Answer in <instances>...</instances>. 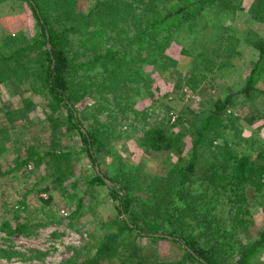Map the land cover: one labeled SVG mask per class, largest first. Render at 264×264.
<instances>
[{
    "label": "rangeland",
    "instance_id": "374dc122",
    "mask_svg": "<svg viewBox=\"0 0 264 264\" xmlns=\"http://www.w3.org/2000/svg\"><path fill=\"white\" fill-rule=\"evenodd\" d=\"M243 2L247 5L249 0ZM92 3L93 0H77V11L85 12ZM170 6L174 7L173 4ZM97 17L98 14H94L92 22L98 21ZM234 22L239 29L237 34L241 32L243 36L238 39L233 35L234 41L227 42L230 59L221 69L214 67L212 72L204 71L203 63L193 62L189 53L194 50L192 33L176 30L169 39L172 40L163 47L164 62L154 50L156 68L143 60L145 64L141 71L138 68L139 74L132 75L125 69L116 81L106 72L91 70L90 79H97L98 86L87 84L76 89L79 85H75L74 92L81 96L79 100H73L74 105L78 110H85L81 112L84 123L96 121L101 132L103 147L96 153L97 166L81 150L78 134L72 132L64 120L59 121L56 133L52 132L49 125L58 121L52 117L59 110L53 111L47 96L44 98L34 90L28 79L17 86L0 80V264H61L74 254L79 260L95 252L100 243L99 236L117 231L120 217L110 194L103 183L91 181L97 168L105 174H113L118 183L123 180L133 207L141 217L153 216L156 201L148 192L151 193L150 188L164 176L167 162L175 163L179 156L176 153L168 158L169 150L144 149L140 142L144 143L146 131L151 126L176 130L180 124L176 122L178 116L198 112L213 98L232 93L235 105L230 109L239 116L240 132L234 135L235 139L232 134L229 138H233L231 142L236 149L249 150L258 142L264 146V79L255 83L263 92L254 87L249 88L248 95L238 92L256 57L257 41L264 37V23L252 18L247 11ZM56 23V26L62 24ZM96 26H88V31L92 32V38L96 36L100 41L98 50L118 44L120 39L113 38L110 24ZM38 31V23L26 1L0 3V32L5 35V48L18 45L27 34L35 37ZM64 40L67 44L68 36ZM120 46L119 52L127 56L128 64L131 56L142 51L135 46L125 47V40ZM66 48L68 50L67 45ZM92 51L87 50L89 54H93ZM148 71H154V74L144 75ZM203 72L206 76L199 81ZM188 82L198 85L192 90ZM26 96L30 100L22 105ZM8 107L11 112L5 111ZM226 132L232 133V130ZM190 138L182 135L174 147L181 150L184 146L189 152ZM201 160L200 172H196L195 180L191 181L200 190L213 192L205 185L202 173H207L204 170L207 163ZM217 189L228 195L222 187ZM248 194L251 218L245 228L235 226L231 231L241 238V246L256 238L264 226L263 207L258 204L255 194ZM226 195H215L216 199L212 200L221 214L230 205L228 199L232 198ZM158 207L165 209V205ZM195 223L197 220L191 225ZM223 226L229 227L230 223L223 222ZM142 239L144 243L145 239ZM147 243L163 261H173L181 254L177 245L167 238ZM259 261L264 264V247L259 252Z\"/></svg>",
    "mask_w": 264,
    "mask_h": 264
},
{
    "label": "trees",
    "instance_id": "16d2710c",
    "mask_svg": "<svg viewBox=\"0 0 264 264\" xmlns=\"http://www.w3.org/2000/svg\"><path fill=\"white\" fill-rule=\"evenodd\" d=\"M24 1L30 6L39 31L35 37L27 34L21 44L8 49L5 48V35L0 32V80L17 86L28 79L34 90L44 98L47 96L52 110H59L52 117L58 121L49 125L52 132L55 134L59 121L64 120L71 131L78 134L81 150L96 166L99 164L97 150L103 147L101 132L96 121L84 123L81 112L85 110H78L73 102L81 96L74 92L76 84L79 89L96 83L97 79H90L91 70L106 72L116 81L125 69L132 75L139 74L138 68L141 71L145 64L143 60L156 68L154 50L164 62L163 47L172 40L169 39L173 32L179 30L192 33L191 44L195 50L189 52L192 61L203 63L204 71L212 72L214 67L221 69L229 61L227 42L234 41L233 35L238 39L243 36L241 32L237 34L239 29L234 22L243 11L264 23V0H249L247 5L243 0H93L83 13L77 11V0ZM94 14H98V21L92 22ZM56 21L62 23L61 26H56ZM99 23L102 27L110 24L113 38L120 39L117 45L97 49L100 41L96 36L92 38L88 26ZM122 40L127 48L142 49L139 54L143 56L138 53L131 56L128 64L127 56L118 49ZM89 49L93 54L87 52ZM150 74L154 71L144 73ZM205 76L206 73H201L199 81ZM261 78L264 79V37L257 41L256 57L238 92L248 95L250 87L263 92L255 85ZM188 85L194 90L198 84L188 82ZM29 100L23 97L22 105ZM233 105L232 93L227 92L211 99L198 112L178 116L176 122L180 124L176 130L155 125L146 131L145 144L141 141L140 146L169 150L168 158L176 153L179 156L175 163L167 162L164 176L159 177L150 188L151 193L148 192L156 201V212L151 217L139 215L123 180L118 183L113 174H105L97 168L91 181L105 185L120 217V227L99 236L100 243L93 254L79 260L74 254L61 264H260L264 226L256 238L242 246L241 238L231 231L235 226L245 228L251 218L248 192L255 194L264 210V146L262 142L253 148L250 146L249 150L233 146L231 141L239 131V116L230 109ZM17 109L20 110L18 106ZM7 110L11 112V107ZM229 134L233 138L230 139ZM182 135L191 137L189 152L184 146L181 150L174 147ZM201 159L207 163L204 169L207 173L201 171L205 185L213 192L200 190L191 181L195 180L196 172H200ZM220 167L222 170L216 172ZM190 183L193 184L190 186ZM218 187L225 189L228 195L220 193ZM220 194L232 196L228 199L229 207L222 214L216 210L217 203L212 202L216 199L214 196ZM160 205H165V209L159 210ZM193 220L197 223L191 225ZM223 222L230 226H223ZM157 238L170 239L177 245L181 251L179 258L173 261L157 258L147 243Z\"/></svg>",
    "mask_w": 264,
    "mask_h": 264
}]
</instances>
